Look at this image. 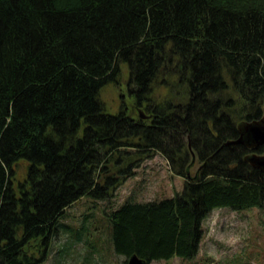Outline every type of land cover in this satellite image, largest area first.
<instances>
[{"label":"trees","instance_id":"16d2710c","mask_svg":"<svg viewBox=\"0 0 264 264\" xmlns=\"http://www.w3.org/2000/svg\"><path fill=\"white\" fill-rule=\"evenodd\" d=\"M124 62L132 101L110 113ZM263 116L264 0H0V264H43L69 206L158 153L184 188L111 209L114 250L194 257L213 209L264 207L246 160L264 146L225 144Z\"/></svg>","mask_w":264,"mask_h":264},{"label":"rangeland","instance_id":"374dc122","mask_svg":"<svg viewBox=\"0 0 264 264\" xmlns=\"http://www.w3.org/2000/svg\"><path fill=\"white\" fill-rule=\"evenodd\" d=\"M129 67L122 63L119 83L107 84L101 98L110 113L119 112L132 101L128 89ZM165 94L166 89L161 88ZM28 160L18 162V178L25 175ZM200 167L195 160L191 175ZM186 178L170 169L158 153L144 161L109 200L84 195L66 209L59 219V233L50 245L43 264H126L127 257L114 250L111 209L126 201L146 202L172 197L182 191ZM204 236L198 253L192 258L156 259L150 264H264V207L213 209L205 219Z\"/></svg>","mask_w":264,"mask_h":264},{"label":"water","instance_id":"95a60500","mask_svg":"<svg viewBox=\"0 0 264 264\" xmlns=\"http://www.w3.org/2000/svg\"><path fill=\"white\" fill-rule=\"evenodd\" d=\"M141 116L146 115L141 111ZM239 136L229 139L226 145H245L254 148L260 145L264 146V116L260 119L245 120L239 124ZM196 157L193 153L192 162L195 163ZM246 160L254 167L264 170V153L252 152L246 156ZM128 264H147L145 259L140 258L137 254H133L128 258Z\"/></svg>","mask_w":264,"mask_h":264}]
</instances>
